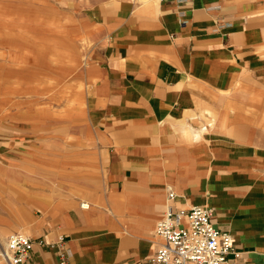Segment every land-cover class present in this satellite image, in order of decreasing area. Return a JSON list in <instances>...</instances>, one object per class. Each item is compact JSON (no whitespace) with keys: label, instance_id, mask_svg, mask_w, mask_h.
<instances>
[{"label":"crops","instance_id":"0c3cea01","mask_svg":"<svg viewBox=\"0 0 264 264\" xmlns=\"http://www.w3.org/2000/svg\"><path fill=\"white\" fill-rule=\"evenodd\" d=\"M99 16L82 74L96 184L81 199L63 181L76 172L77 142L68 156L57 147L49 161L29 158V171L43 167L37 177L0 148L12 158L0 205L21 200L25 184L36 207L0 212V236L21 229L34 239L23 264H61L60 234L66 264H149L171 187L176 207L214 208L245 252L239 264H264V0H120ZM47 165L52 206L35 184Z\"/></svg>","mask_w":264,"mask_h":264},{"label":"rangeland","instance_id":"374dc122","mask_svg":"<svg viewBox=\"0 0 264 264\" xmlns=\"http://www.w3.org/2000/svg\"><path fill=\"white\" fill-rule=\"evenodd\" d=\"M113 1L120 0H0V38L7 39L0 43V148L20 159L22 173L37 177L43 167L29 171L25 164L29 158L49 161L57 147L62 157L68 156L77 142L76 172L62 177L67 185L74 180L81 199L87 185L96 184V170L90 166L96 163V143L86 117L87 85L82 74L86 56L97 44L92 24ZM91 152L90 167L85 166L81 156ZM10 159L1 157V166L10 164ZM53 171L45 166L44 180L35 182L50 206L57 193ZM20 187L27 194L25 184ZM26 194L16 204H1L0 212L36 209L30 207ZM13 232L28 233L9 231L4 243Z\"/></svg>","mask_w":264,"mask_h":264},{"label":"built area","instance_id":"2783aa9c","mask_svg":"<svg viewBox=\"0 0 264 264\" xmlns=\"http://www.w3.org/2000/svg\"><path fill=\"white\" fill-rule=\"evenodd\" d=\"M176 198L177 194L169 187V204L155 229L161 242L149 264H239L245 252L238 249L230 230H223L215 224L214 208L208 205L176 207ZM34 243L26 233L13 232L7 237L0 256L9 264H23ZM56 245L60 263L66 264L69 250L65 235H58Z\"/></svg>","mask_w":264,"mask_h":264},{"label":"bare ground","instance_id":"6f19581e","mask_svg":"<svg viewBox=\"0 0 264 264\" xmlns=\"http://www.w3.org/2000/svg\"><path fill=\"white\" fill-rule=\"evenodd\" d=\"M6 40L7 39H5L3 36H2V38H0V43L1 44H3V43H5L6 42ZM0 85H1V83H0ZM31 87V86H30ZM1 91V90H0ZM2 93V92H1ZM0 93V94H1ZM15 93V92H14ZM7 98V97H6ZM6 98H3L2 97V99H3V101H5L6 100ZM9 164L7 165L6 163L5 164H3L2 166H1V170H0V174H1V176L2 177H6L7 176V174L9 173V171H8V168H9ZM1 190V189H0ZM13 192V191H12ZM15 193V192H14ZM1 195H7L4 191H2V193H1ZM14 196H17V194L16 195H14ZM18 199H20V197H17ZM83 206V205H82ZM0 241H2L3 242V238L0 236Z\"/></svg>","mask_w":264,"mask_h":264}]
</instances>
